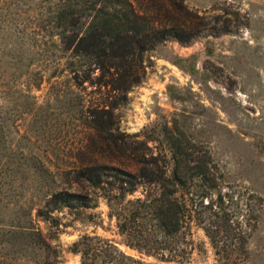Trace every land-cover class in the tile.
Here are the masks:
<instances>
[{
    "label": "trees",
    "instance_id": "1",
    "mask_svg": "<svg viewBox=\"0 0 264 264\" xmlns=\"http://www.w3.org/2000/svg\"><path fill=\"white\" fill-rule=\"evenodd\" d=\"M33 1L39 4L28 14L37 20L39 53L50 55L55 63L48 78L46 70L40 72L37 88L45 81L57 88L52 96L66 107L65 116L80 130L82 136L78 137L83 140L74 149L78 167L61 175L47 167L44 171L27 168L33 174L43 172L54 184L45 187L37 217L49 222L59 237L63 224L54 213L79 211L80 219L81 211L98 207L88 192L99 191L125 245L141 255L185 262L192 254L196 224L209 238L216 264L249 260V242L257 232L252 224L258 216L254 218L250 210L240 213L239 201L229 192L211 194L219 184L209 151L199 156L201 151L183 132L174 134L168 127L167 132L145 128L147 141L120 131L121 112L129 106L132 90L143 83L149 55L168 40L188 43L200 34L194 20L197 16L186 0ZM13 31L1 29L0 33ZM7 88L0 78V100ZM4 109L0 102V186H10L22 176L23 157L30 156L7 149ZM161 133L165 140L156 155L149 153L148 142L154 141L150 135ZM62 178L67 181L58 182ZM140 188L143 197H135ZM27 210L20 227L31 236L38 232L33 231L32 209ZM36 235L37 247L46 255L42 264H61L59 245ZM71 252L81 255V264H144L126 255L112 240L97 235L81 237Z\"/></svg>",
    "mask_w": 264,
    "mask_h": 264
},
{
    "label": "rangeland",
    "instance_id": "2",
    "mask_svg": "<svg viewBox=\"0 0 264 264\" xmlns=\"http://www.w3.org/2000/svg\"><path fill=\"white\" fill-rule=\"evenodd\" d=\"M186 3L197 16L200 34L188 43L168 40L149 55L143 83L132 90L129 106L121 112L120 131L147 141L145 128L167 132L168 127L174 134L183 132L201 151L199 156L208 150L219 184L211 194L229 192L239 201L240 213L250 210L254 218L258 216L252 224L257 232L249 242L251 256L243 264H264V0ZM36 4L39 1L0 0V30L17 28L0 33V78L8 87L0 100L8 126L5 141L7 149L30 156L22 159L21 178L0 186V264H42L46 255L37 247L36 234L59 245L61 264H81V255L71 248L85 235L110 239L144 264H216L212 244L196 224L192 254L183 263L163 262L129 248L99 191L88 192L98 207L81 211L80 219L79 211L54 213L63 224L59 237L49 222L37 217L45 187L54 184L43 172L33 174L27 168L47 167L61 175L78 167L74 149L83 140L65 116L66 107L54 100L57 88L46 81L37 88L40 72L46 70L48 78L55 63L37 47V20L28 14ZM150 136L154 141L148 142L149 153L156 155L165 135ZM135 197H143L142 188ZM27 208L32 209L33 231L38 232L31 236L20 227Z\"/></svg>",
    "mask_w": 264,
    "mask_h": 264
}]
</instances>
